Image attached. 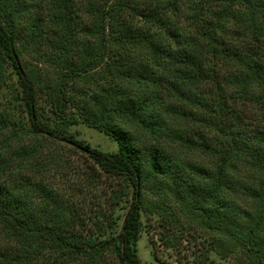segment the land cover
Returning a JSON list of instances; mask_svg holds the SVG:
<instances>
[{"label":"trees","instance_id":"16d2710c","mask_svg":"<svg viewBox=\"0 0 264 264\" xmlns=\"http://www.w3.org/2000/svg\"><path fill=\"white\" fill-rule=\"evenodd\" d=\"M4 89L0 264H140L146 213L202 264H264V0H0ZM77 124L116 151L77 140ZM44 139L116 187L87 198L33 180Z\"/></svg>","mask_w":264,"mask_h":264},{"label":"rangeland","instance_id":"374dc122","mask_svg":"<svg viewBox=\"0 0 264 264\" xmlns=\"http://www.w3.org/2000/svg\"><path fill=\"white\" fill-rule=\"evenodd\" d=\"M28 60L34 62L33 58ZM38 67L48 71L49 74L52 72V64L50 62H40ZM203 90L204 87H198V92ZM8 98L10 96L6 89L0 91V108L3 107V103ZM181 122V127H193V124L189 121ZM68 133L72 134L77 140L88 144L91 148L108 153L116 151L117 146L113 140L102 132L83 124L70 126ZM1 138L3 136H0ZM41 143L42 146L35 154V159L30 161V165L26 164L24 166L28 173L32 175L33 180L41 181L60 194L80 195L87 198L89 195H103L108 190L116 187V182L106 180L103 177L99 178L96 170L89 168V159L83 151L75 150L69 145L52 142L47 139H44ZM20 144L28 147L30 146V141L20 139L18 143L16 141L11 142L12 147ZM185 157L189 161L200 159L196 153H186ZM89 174L96 176V179L89 181ZM117 213H120V211ZM159 221L160 219L156 215L146 213L142 216V231L136 244V253L140 264H202L200 262L201 258L198 256V248L193 250L192 245L178 249L164 246L159 235L161 231L158 227ZM180 228L182 230L188 229V225L181 224ZM153 249L159 260H155ZM204 264H244V260L238 251H234V253L225 258L210 253L208 254V260Z\"/></svg>","mask_w":264,"mask_h":264}]
</instances>
